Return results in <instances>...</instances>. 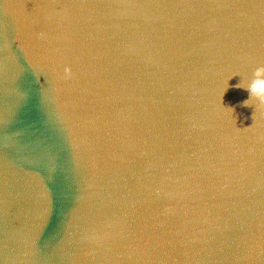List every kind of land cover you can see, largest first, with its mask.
I'll return each mask as SVG.
<instances>
[{"label":"water","instance_id":"obj_1","mask_svg":"<svg viewBox=\"0 0 264 264\" xmlns=\"http://www.w3.org/2000/svg\"><path fill=\"white\" fill-rule=\"evenodd\" d=\"M258 67L264 0H0V264H264Z\"/></svg>","mask_w":264,"mask_h":264},{"label":"clouds","instance_id":"obj_2","mask_svg":"<svg viewBox=\"0 0 264 264\" xmlns=\"http://www.w3.org/2000/svg\"><path fill=\"white\" fill-rule=\"evenodd\" d=\"M237 87H242L237 85ZM250 92L251 98H256L257 100L264 101V67H258L254 74L253 79L246 87H243ZM245 106H247L248 101H245Z\"/></svg>","mask_w":264,"mask_h":264}]
</instances>
